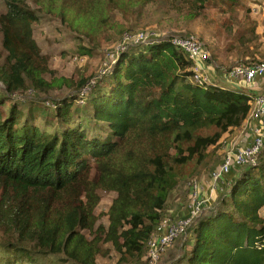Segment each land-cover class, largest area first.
Here are the masks:
<instances>
[{
  "label": "trees",
  "instance_id": "obj_1",
  "mask_svg": "<svg viewBox=\"0 0 264 264\" xmlns=\"http://www.w3.org/2000/svg\"><path fill=\"white\" fill-rule=\"evenodd\" d=\"M3 1L0 81L8 96H0V228L15 241L0 244V264H96L111 251L116 264H144L146 242L169 218L164 209L184 171L190 178L202 171L209 148L247 120L255 94L192 83L191 63L170 36H160L116 55L86 95L89 80L82 79L49 108L24 106L15 93L46 94L54 81L72 85L43 78L50 71L33 39L38 17L27 1L78 38H91L106 24L93 14L104 0ZM189 1L202 7L209 0ZM236 172L186 229L189 249L179 264H264V147ZM99 192L113 194L106 224L95 215Z\"/></svg>",
  "mask_w": 264,
  "mask_h": 264
},
{
  "label": "rangeland",
  "instance_id": "obj_2",
  "mask_svg": "<svg viewBox=\"0 0 264 264\" xmlns=\"http://www.w3.org/2000/svg\"><path fill=\"white\" fill-rule=\"evenodd\" d=\"M27 4L38 17V20L32 23L33 39L40 54L46 57L50 71L44 73L43 78L47 82L66 79L72 81V85L58 87V82L54 81L53 89L46 94H37L32 91L24 94L15 93L13 97L21 101L24 106L41 102L49 108L53 99L73 92L82 79L89 81L81 93L85 95L89 93L95 79L100 78L107 69H110L112 65L110 62L116 56L114 47L123 32L151 31L157 38L160 36L166 38L178 33L197 36L203 41L210 54L205 67L208 69L211 82L217 84L220 83L212 76L214 73H223L241 62L264 59V0H235L230 4L222 3L220 0H209L202 7L194 5L189 0H104L93 14L99 20L106 17V24L101 30L93 33L91 38H78L77 34L58 17L42 13L35 3L27 1ZM68 11L71 10L68 9ZM4 12V1L0 0V13ZM5 56L0 33V67L4 63ZM247 86L244 84L242 87L247 88ZM0 96H8L1 81ZM78 104L83 105L80 101ZM51 130L49 129V132ZM251 136L252 133L246 122L240 128L225 133L217 146L209 148L210 153L212 152L211 157L197 176L193 175L190 178V171H184V175L186 173L187 175L170 194L163 215L178 218L182 217L183 212L187 213L190 179L197 180L211 199L216 195L215 201H217L223 192L219 188L212 193L209 192L210 172L218 167L226 148L244 146ZM99 193L101 200L95 215H99L100 223L106 224L105 213L113 194ZM207 206L210 207L209 204ZM190 238L189 232L177 239L164 250L157 264H179L180 261L184 263L182 258L189 249ZM14 241L13 235L6 234L0 228V244ZM109 246V244L106 245V247ZM118 258L119 256L111 251L107 258H98L96 264H116ZM44 263L72 264L59 263L55 259H48ZM121 264L142 263L141 260L133 262L127 260Z\"/></svg>",
  "mask_w": 264,
  "mask_h": 264
},
{
  "label": "built area",
  "instance_id": "obj_3",
  "mask_svg": "<svg viewBox=\"0 0 264 264\" xmlns=\"http://www.w3.org/2000/svg\"><path fill=\"white\" fill-rule=\"evenodd\" d=\"M156 39V35L151 31L126 32L115 45L114 53L118 55L130 46L151 44ZM169 40L191 63V82L198 85L211 83L208 69L205 67L210 54L203 41L193 34L179 33L171 35ZM223 74L227 79L236 83H252L256 78L264 77V59L257 62H241L225 70ZM248 104L250 110L245 122L248 123L252 136L244 146L224 150L218 167L210 172V193L217 188H223L225 176L233 169L239 170L254 164L264 147V92L253 95ZM188 190L186 215L178 218H164L157 224L146 242V262L144 264H157L164 250L185 233L193 220L205 208L207 199L201 197L200 183L197 180L190 181ZM259 216L264 219V208L259 210Z\"/></svg>",
  "mask_w": 264,
  "mask_h": 264
},
{
  "label": "crops",
  "instance_id": "obj_4",
  "mask_svg": "<svg viewBox=\"0 0 264 264\" xmlns=\"http://www.w3.org/2000/svg\"><path fill=\"white\" fill-rule=\"evenodd\" d=\"M214 78H217L218 79V82L220 83V84H222V85H225V86H230V87H239V86H243L244 84H247V83H244V82H238V83H236V82H233V81H230L229 79H227L226 77H225V75L222 73V72H216V73H214L213 75H212ZM228 83H230V84H228ZM228 84V85H227ZM243 84V85H242ZM248 86H247V89L248 90H250V91H252L254 94H258V93H262V92H264V77H262V78H256L252 83H249V84H247ZM246 88V87H245ZM252 124V123H251ZM236 169L234 170H232L228 175H226L225 176V180H224V184H223V189H227L228 188V186H229V181L231 180V179H233L235 176H236ZM207 187V189H209V187L208 186H206ZM201 190H202V192H201V197L202 198H205V199H207V203H206V205H205V208H208V201L211 199L210 197H209V195H208V192L206 191H203V188H202V186H201ZM209 192H210V190H209ZM204 208V209H205ZM186 214V212H183L182 214H181V216H184Z\"/></svg>",
  "mask_w": 264,
  "mask_h": 264
}]
</instances>
